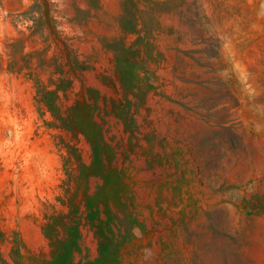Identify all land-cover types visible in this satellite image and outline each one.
<instances>
[{
	"label": "rangeland",
	"instance_id": "obj_1",
	"mask_svg": "<svg viewBox=\"0 0 264 264\" xmlns=\"http://www.w3.org/2000/svg\"><path fill=\"white\" fill-rule=\"evenodd\" d=\"M0 264H264V0H0Z\"/></svg>",
	"mask_w": 264,
	"mask_h": 264
}]
</instances>
